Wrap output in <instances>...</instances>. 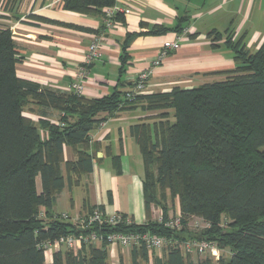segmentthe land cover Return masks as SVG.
I'll return each instance as SVG.
<instances>
[{
    "label": "trees",
    "instance_id": "obj_1",
    "mask_svg": "<svg viewBox=\"0 0 264 264\" xmlns=\"http://www.w3.org/2000/svg\"><path fill=\"white\" fill-rule=\"evenodd\" d=\"M18 1L5 0L4 8L11 11ZM62 2L66 9L101 18L103 8L115 4V0ZM170 30L177 34L183 27L155 25L147 32ZM103 31L102 24L92 32ZM134 34L128 33L121 47L119 73L125 71ZM207 36L211 41L222 40L233 54L234 67L215 72L219 79L124 101L127 88L115 87L109 94L92 97L57 91L18 76L16 64L22 56L10 28L0 25V264H112L106 241L76 250L61 246L50 261H45L40 243L80 232L68 221L52 217L56 196L65 185L78 184L92 171L89 135L93 128L106 115L137 107L146 114L129 126V132L143 161L146 221L92 230L149 232L178 241L206 239L229 249L228 257L221 253L216 260L208 255L189 260L173 245L154 257L144 245L132 246L130 264H264V40L250 52L244 36L236 37L233 31L211 30ZM30 104L60 113L58 123L38 120L45 137L24 113ZM65 146L74 150L75 159L64 158ZM112 160L117 166L118 156ZM167 198L176 202L182 217L179 230L164 226L169 218ZM154 205L161 207V222L151 219ZM41 210L44 219L37 217ZM192 215L209 226L189 232L186 219ZM222 215L226 227L221 226ZM116 264H124L122 257Z\"/></svg>",
    "mask_w": 264,
    "mask_h": 264
},
{
    "label": "crops",
    "instance_id": "obj_2",
    "mask_svg": "<svg viewBox=\"0 0 264 264\" xmlns=\"http://www.w3.org/2000/svg\"><path fill=\"white\" fill-rule=\"evenodd\" d=\"M4 2L0 0V25L10 28L22 56L16 64V74L42 86L70 92L92 31L101 29L103 18L66 9L62 0H19L11 11L4 8ZM114 5L129 12L118 13L120 16L113 19V26L104 27L99 55L88 67L82 95L97 97L111 93L115 87H131L138 72L150 67L164 41L176 35L171 30L164 34L148 33L155 25L180 24L188 32L181 37L179 47L169 50L153 69L146 81L145 94L169 91L174 86L190 88L198 82L217 79L221 76L217 71L234 67L232 51L224 47L222 40L211 41L207 36L211 30L223 33L230 30L236 37L243 35L246 48L252 52L264 40V0H115ZM128 33L136 34L128 43L125 71L119 73V55ZM35 107L28 108L27 116L45 137L47 133L38 120L58 123L60 113ZM145 114L140 107L117 111L106 115L100 127L97 124L93 128L89 135L94 155L92 171L82 176L78 184L65 185L58 192L53 218L62 212L71 217L82 216L101 206L105 213L121 212L137 223L146 221L143 161L139 146L129 132V126ZM113 156H118L117 166ZM75 157L74 150L65 146L64 158ZM37 178L36 187L40 191ZM108 247L110 255L115 251L114 245ZM55 250L48 252L45 261L51 260Z\"/></svg>",
    "mask_w": 264,
    "mask_h": 264
},
{
    "label": "built area",
    "instance_id": "obj_3",
    "mask_svg": "<svg viewBox=\"0 0 264 264\" xmlns=\"http://www.w3.org/2000/svg\"><path fill=\"white\" fill-rule=\"evenodd\" d=\"M128 13L129 9L119 7L117 5L103 8V21L104 27L109 28L113 26V16L117 13ZM188 32V28L185 27L180 33H177L174 39L164 41L159 53L152 59L151 65L147 69H143L138 72L134 83L126 89L123 94L124 101L132 100L135 96L145 92L146 81L153 72V69L159 65L161 60L168 54L169 50L177 49L181 37ZM103 39V32L94 33L91 36L90 43L84 53L81 63L78 65L74 80L70 84L71 91L76 95H81L84 90V80L88 74V67L98 57L100 51L101 41ZM62 125V123H60ZM102 125V122L98 123V127ZM152 209V208H151ZM153 210V209H152ZM38 218L44 219L43 210L39 211ZM157 221L161 222L162 214L157 217ZM55 219L68 221L73 226L80 230L79 233H67L60 235L54 240H45L40 243L44 251V256L51 249H58L61 246L68 247L70 249H79L82 245L87 243L100 244L102 241H106L108 245H118L120 247H132L144 245L149 253L155 249H162L167 245H173L179 247L184 253L195 251L199 255H210L219 257L218 246L214 241L206 239H188L183 241L172 240L165 236L152 234L149 232L129 231L121 232L114 231L112 233H98L93 231V227L97 226L101 228L104 225L120 226L128 225L133 222L131 217L121 212H114L112 214L105 213L99 209L98 206L91 209L90 212L82 215L71 217L66 212L55 215ZM181 215L169 216L164 222V226L172 229L179 230L182 227ZM203 221V220H202ZM209 226V223L204 221L198 228H204ZM85 231V232H84Z\"/></svg>",
    "mask_w": 264,
    "mask_h": 264
},
{
    "label": "rangeland",
    "instance_id": "obj_4",
    "mask_svg": "<svg viewBox=\"0 0 264 264\" xmlns=\"http://www.w3.org/2000/svg\"><path fill=\"white\" fill-rule=\"evenodd\" d=\"M250 52H252V51H250ZM220 77H218L217 79H219ZM217 79H214V80H217ZM204 81H202V82H198V83H194L195 85H192V86H196V85H198V84H201V83H203ZM29 106H31V107H33L34 109L36 108L35 107V105H32V104H30ZM32 111H35V110H32ZM24 113H26V115H30V114H28V113H30L29 112V109L28 108H26L25 109V112ZM32 116V115H31ZM34 116V115H33ZM35 117V116H34ZM38 179V178H37ZM165 205H166V207H167V210H168V214H169V216H173V215H176L177 213H179L178 212V208H177V206H176V202H174V201H172L170 198H167V200L165 201ZM153 209V210H152ZM152 209H151V213H150V215H151V219H153V220H157L158 218V216L160 215V214H162V211H161V207L160 206H152ZM221 226L222 227H226V220H225V217L222 215L221 216ZM204 221H202L199 217H197V216H194V215H192V216H189L187 219H186V225H185V227H186V229L189 231V232H198V226H200V224H202ZM216 244H217V242L216 241H214ZM218 246V245H217ZM110 247H106V250L108 251V249H109ZM130 248L131 247H120V246H118V245H114V252L113 253H110V255H109V253H108V255H109V257H108V261L110 262V263H112V264H116L117 263V261H118V258L119 257H122V259H123V262H124V264H130V256H129V251H130ZM62 249L63 250H65V249H70V248H68V247H63L62 246ZM123 250V251H122ZM223 254V256H226V257H228L229 255V249L228 248H220L219 246H218V254L220 255V254ZM48 254V253H47ZM185 254V257L187 258V259H189V260H197V259H200V258H203V257H205L206 255L204 254V255H199L198 253H196L195 251H193V252H188V253H184ZM162 255V249H155L154 251H152L151 252V256L152 257H154V256H161ZM208 256H210V255H208ZM211 258H212V260H216L217 258L215 257V256H210ZM47 258H49L48 257V255H47ZM186 259V260H187Z\"/></svg>",
    "mask_w": 264,
    "mask_h": 264
},
{
    "label": "water",
    "instance_id": "obj_5",
    "mask_svg": "<svg viewBox=\"0 0 264 264\" xmlns=\"http://www.w3.org/2000/svg\"><path fill=\"white\" fill-rule=\"evenodd\" d=\"M80 230H82V229H80Z\"/></svg>",
    "mask_w": 264,
    "mask_h": 264
}]
</instances>
